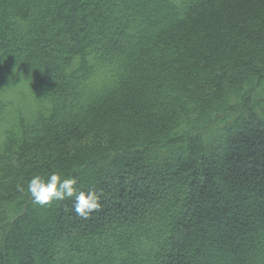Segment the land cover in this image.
Segmentation results:
<instances>
[{
    "label": "trees",
    "instance_id": "1",
    "mask_svg": "<svg viewBox=\"0 0 264 264\" xmlns=\"http://www.w3.org/2000/svg\"><path fill=\"white\" fill-rule=\"evenodd\" d=\"M0 264H264V0H0Z\"/></svg>",
    "mask_w": 264,
    "mask_h": 264
},
{
    "label": "clouds",
    "instance_id": "2",
    "mask_svg": "<svg viewBox=\"0 0 264 264\" xmlns=\"http://www.w3.org/2000/svg\"><path fill=\"white\" fill-rule=\"evenodd\" d=\"M78 181L75 177L64 178L59 171L49 174L34 175L27 184V192L34 205L44 207L53 201H61L73 198L72 211L83 219L98 210L101 206V192L95 187L81 190L76 187ZM21 187V191H23Z\"/></svg>",
    "mask_w": 264,
    "mask_h": 264
},
{
    "label": "rangeland",
    "instance_id": "3",
    "mask_svg": "<svg viewBox=\"0 0 264 264\" xmlns=\"http://www.w3.org/2000/svg\"><path fill=\"white\" fill-rule=\"evenodd\" d=\"M54 72L58 74V70H56V71H54ZM218 167H219V165H218Z\"/></svg>",
    "mask_w": 264,
    "mask_h": 264
}]
</instances>
